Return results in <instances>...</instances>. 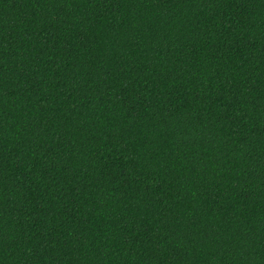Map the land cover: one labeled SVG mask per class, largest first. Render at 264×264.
<instances>
[{"label":"trees","instance_id":"obj_1","mask_svg":"<svg viewBox=\"0 0 264 264\" xmlns=\"http://www.w3.org/2000/svg\"><path fill=\"white\" fill-rule=\"evenodd\" d=\"M0 264H264V0H0Z\"/></svg>","mask_w":264,"mask_h":264}]
</instances>
